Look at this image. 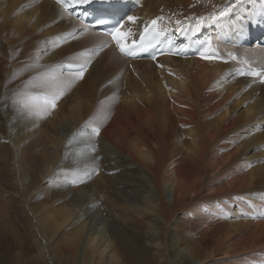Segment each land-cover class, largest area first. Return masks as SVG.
<instances>
[{
	"label": "bare ground",
	"instance_id": "bare-ground-1",
	"mask_svg": "<svg viewBox=\"0 0 264 264\" xmlns=\"http://www.w3.org/2000/svg\"><path fill=\"white\" fill-rule=\"evenodd\" d=\"M60 1L64 0H0V54L4 52L3 61L7 62L4 69L0 61V74L5 71L0 81V113L6 129L4 137L10 142L0 143V178L9 177L11 183L4 186L16 192L25 210L29 201L39 214L38 220L29 219L30 232L40 246L37 256L29 261L156 264L155 260L162 257L168 264H211L225 258H233L230 264H264L260 256L261 251L264 256V166L239 172L243 166L238 161L240 154L264 141V83L237 74L239 66L251 70V64L264 70V49H240L215 41L218 54L226 60L187 58L176 48L175 57H164L156 63L133 62L131 70V62L113 47L89 57L108 40L95 31H83L70 10L60 7ZM122 1L129 10L124 21L130 36L153 20L174 30L207 26L221 29L244 18L250 8L264 5V0H242L221 17L219 12L234 5L235 0ZM236 51L240 65L231 58ZM69 64L72 69L88 65L82 82L67 74ZM59 66L61 70L55 69ZM48 67L54 71H48ZM40 80L41 91L31 94L27 86ZM58 92L62 96L56 99L55 107L47 106L53 113L52 122L36 95L44 100ZM16 96L20 104L16 103L19 111L14 113L10 102ZM28 102L35 105L30 112V107H25ZM33 120L37 125L45 121L54 128V135L47 137L50 144L43 138L45 133L25 135L32 130ZM9 124L12 126L7 128ZM63 124L68 129L58 126ZM8 129L15 133L13 138L8 136ZM95 129H99L98 136ZM66 141L70 146L62 157ZM94 148L95 154L90 152ZM10 154L12 163L7 156ZM99 156H104L101 161L97 160ZM127 158L149 170L150 179L140 172L135 177L132 172L118 178L107 175V179H117L122 185L153 182L156 192L151 189L147 196L122 194L123 199H139L125 205V214H132L130 223L141 225L151 213L164 220L163 240L156 231L146 240L155 241L153 256L151 245L141 243L145 235H129L115 218L110 233L99 211H95L96 198L90 187L95 182L84 185L86 181L82 180L96 166L126 169L120 175L129 173L132 167ZM60 159L63 165L59 166ZM10 164L12 168L5 174V165ZM46 181L49 185L43 187L41 183ZM51 183L57 187L53 189ZM165 185L173 189V206L165 201ZM0 199L6 202L7 198L0 194ZM187 199L178 210L184 217L193 213L192 221H203L211 229L201 233L196 244H188L192 258L178 243H168L170 226L176 224L177 211L172 208ZM53 201L55 214L47 211ZM134 206L139 208L138 215ZM11 216L4 209L0 214L2 247L14 246L7 234L13 231L7 223L13 220ZM190 221L184 218L180 223ZM58 232L60 242L45 241L50 242ZM10 236L17 244L14 234ZM22 239L17 241L24 242ZM222 251L227 257L217 258ZM174 256L179 260L170 258Z\"/></svg>",
	"mask_w": 264,
	"mask_h": 264
},
{
	"label": "rangeland",
	"instance_id": "rangeland-1",
	"mask_svg": "<svg viewBox=\"0 0 264 264\" xmlns=\"http://www.w3.org/2000/svg\"><path fill=\"white\" fill-rule=\"evenodd\" d=\"M3 53L4 52H2L0 54V61L3 62L2 67L5 69L6 68L5 66H7V65H4V64L5 63L7 64V62H4L5 60L2 56ZM72 59H74V58L72 57V58H69L68 60H72ZM82 66L86 67L88 65H82ZM61 67L59 66V67H56L55 69L61 70ZM48 71H54V68L48 67ZM4 73H5V71L2 70V72L0 74V81L3 80ZM70 80H72V79H70ZM27 88L30 89L31 94H34L36 92L41 91V89H42L41 80L37 81V82H33L31 85H28ZM59 88L62 89L61 87H59ZM1 92H2V90H0V93ZM26 96H28V93ZM26 96H25V98H27ZM61 96H62V94H61ZM36 97L39 99V101L44 103V100H42L39 95H36ZM17 98L18 97L16 96V99L12 103L9 101L11 106L14 105L13 108H10L13 110V112L19 111V110H17L18 108H17L16 103L20 104V101ZM64 99H66V96L61 99V102H63ZM27 105H28V107H30L29 112L31 111V109H33L35 107V105L32 104L31 102H28ZM15 106H16V109H15ZM42 107H44V106H42ZM44 108H45L47 114L49 115L47 119L49 121H52L54 118L53 113H51L52 110H50L47 107H44ZM56 111H57V109H56ZM5 112H6V116L8 117L7 111H4V114H5ZM33 115H35V113H33ZM3 120H4V118H3L2 114L0 113V143L1 142L10 143L8 141L9 137L7 139L4 137V134L6 133V129H4V126L2 125ZM16 121L18 123L17 119H16ZM9 126H12V125L9 124L7 128H9ZM32 126H33L32 130L30 132L25 131V135L27 136L28 134H31L32 136H35L38 134L42 135V133H45V135H43L44 136L43 138L45 139V142H47V144H50V140H48L47 137H50V136L52 137L54 135V128L49 127V125L45 121H42V124L37 125L33 120ZM58 126H61L63 129H68L67 126L64 124L58 125ZM86 130L88 133H92V132H90L91 131L90 129H87V127H86ZM11 132H12V129L10 131L8 129V136L11 134ZM14 136H15V133L11 134L10 138H13ZM96 136H98V135H96ZM96 141H100V140H94V142H96ZM263 145H264V141H262L258 145H254V148H252L249 152L242 153L239 155L240 158L238 159V161L243 166V169L239 172L248 173L253 169L264 166V147H263ZM69 146H70V144L67 143V141L63 144V146H62V157H64V152L66 153V151H68L67 148ZM3 147L5 148V146H3ZM114 150H116V149H114ZM0 151H1V147H0ZM95 151H96V148H94V151L92 149H90V152H92V153H94ZM17 153H19V151H17ZM118 153L121 155V157L126 159L124 153L122 154L119 151H118ZM7 156L9 158L10 163H12L11 158L13 155L10 154ZM102 157H104V156H99V158L97 160L101 161ZM127 159H128L127 162L131 163L130 166L132 167L129 170V173H124V174L120 175V173H122L123 171H126V169L122 168L119 170H110V168L107 167L106 165H103L101 167L96 166L92 170H89V172L85 173V174H87V176L82 178V180L84 182L86 181V183H84V185L88 184L87 182H89L90 180H92L90 182H95L94 184L91 183V185L88 184V185H90L91 190L93 191V195L96 198L95 211H99L98 213L100 214V217L102 218V220L106 224V227L110 230V233L113 234L111 222L116 219L122 225V228H124V230L129 235H132L133 237L142 236V234H143V236L145 235V238L142 240L141 243L145 246L151 245L150 248H152L153 251H152V254L150 256H153L155 253V249H156L155 244H154L155 241L152 242V241H146V240H147V237L153 233V231H156L155 235H157L158 237L162 236V240H163V234L161 231L165 227L164 220L161 219L159 216L151 213V214H149L150 216H147V218L144 219V221H143V223H141V225H139L138 222L130 223L129 219L132 217V214L130 212L128 214H125V211H126L125 205L129 201L138 202L139 199H123V197H122V194H124L125 196H129V197L139 195V194H142L143 196H147L148 193L151 192L150 191L151 189L154 192H156V190L153 186V182L149 181L150 185H146V182H140L139 184H134L131 182V183H128L126 185H122V184L117 183V179H107L109 176H110V178H118L119 176H123L125 174H130V172H132V175H131L132 177L137 176L136 173L140 172L142 176H144V177L146 176L145 178L150 179L151 174L149 175V173H150L149 170H146V169L143 170V168L139 167V165L136 164L134 161L130 160L129 158H127ZM62 162H63V159H60L58 162V165L60 166L62 164ZM2 167H4V165H2ZM8 168L9 169L12 168L11 164L9 165V167H7V165H5V169H4L5 174L8 172ZM0 170H1V167H0ZM239 172H237V173H239ZM0 175H1V171H0ZM105 175H106V177H105ZM107 175H108V177H107ZM131 176H130V180L132 181L133 178ZM5 182L11 183V180L9 179V177L6 176L5 180H2L0 178V190H1L0 194L4 195V197L7 198V199H5L6 202H2L1 201L2 199H0V214L2 213V211L4 209V212L5 211L8 212L10 215H12L11 217L15 218V219L13 218L12 221L7 222L8 223V229L13 230V231H8V233H7L8 238H9V241H11L12 244L15 246V248H14V246H13V248L9 247V246L2 247L1 240H0V264H36L35 262H30L29 259L35 258L37 256L38 252L40 251V248H39L40 246L36 242L34 235L30 232L32 229L29 226V224H30L29 219L30 218L33 219V217H36L38 220L39 214H36L34 211V208H35L34 203L29 204V201H28V204L26 205V207H28V210H25V205H23L21 199H19V196L16 194L15 191H13L12 188L5 187L3 184ZM41 184L43 187L49 185V183H47V181L42 182ZM51 185H52L53 189H55L57 187V184L51 183ZM68 185H69V188L72 189V187H73L72 184L68 183ZM88 185H86V186H88ZM116 187L119 189H117ZM85 191H88V190H85ZM165 198H166L165 199L166 203L169 204L170 206H173L175 204L176 199H174L173 189L170 185H165ZM58 200H60V199H58ZM188 201H189L188 199L186 201L181 200L174 208H172V211H174V212L177 211V213L175 215L176 224H171V226H170V233L168 235V243H178L179 246H181L182 249L185 251L187 257L192 258L191 252L189 251V248H188V244H196V241H198L199 235L201 233H203L205 230H211V229L203 221L198 222L197 224H196V221H192L193 220L192 219L193 213L188 214V215L186 214V216L184 217L183 214L181 213V211L178 210L182 204H184ZM54 204H55V201L50 202L47 205L48 207L46 206L47 211L52 213V214H55L54 210H56V209H53V210L51 209V206H53ZM133 208H135V211H136L135 214L138 215L137 212H139V208L138 207L136 208L135 206ZM29 210L32 212H29ZM112 218H113V220H112ZM135 218H137V217H135ZM184 218H186L187 220H191V221L189 223H180ZM20 226L23 227L22 231L20 230ZM34 228H35V226H34ZM19 233L23 237L22 240L24 242H22V241L21 242L25 245L23 247L24 249L21 247V242L17 241V239L19 240L21 237L19 235ZM179 233H182L183 235H185L186 238L181 239ZM10 234L11 235L14 234L16 242L18 245L13 242L14 238H13V236H10ZM59 238L60 237H59V232H58V233H56L55 237L53 239H51L50 242H48V240H45V241L49 244L50 243H57V242H60ZM207 238L209 239V236H207ZM25 240H26V242H25ZM197 243L199 245L201 244V242H197ZM215 247H216V245H215ZM210 248H212V247H210ZM262 252L263 251H261V253ZM261 253H260V256H262L264 258V256ZM224 254H225L224 251H222L221 253H219L217 258L218 257L219 258L227 257ZM16 257H19V260L15 259ZM170 258L172 260H175V261L179 260L176 258V256L170 257ZM159 259H160V261L158 262ZM232 259L233 258H230V259L225 258L223 260L214 261L211 264H230ZM242 259H243V257H242ZM23 260H27V262H22ZM158 260H155V263L157 262L156 264H159V263L160 264H168V263H166V260H167L166 258L162 259V257H161V258H158ZM54 264H56V261H54ZM177 264H181V263L178 262Z\"/></svg>",
	"mask_w": 264,
	"mask_h": 264
},
{
	"label": "snow or ice",
	"instance_id": "snow-or-ice-1",
	"mask_svg": "<svg viewBox=\"0 0 264 264\" xmlns=\"http://www.w3.org/2000/svg\"><path fill=\"white\" fill-rule=\"evenodd\" d=\"M75 3H87V0H74ZM242 2V0H235V4L229 7H225L221 12H219V16L223 17V16H227L229 12L232 11V8L235 7L236 4H240ZM203 19V18H201ZM130 21H134L135 17H129ZM101 23H103V21H101ZM199 23V21H198ZM151 24L153 26H155L157 24L156 20L151 21ZM123 26L120 25L118 27H116L115 29H113V31L111 33H109V35L112 36V39L115 41L117 47L119 48V50L122 53H127L128 55H133L134 52L129 50V46L127 44L124 43V41L127 39V37L130 35V33H124L121 31V28ZM149 32V29L146 27L145 28V34H147ZM160 33L155 32L154 35H159ZM145 38V36H141L140 40L143 41ZM135 45V41H133V46ZM209 46H210V42H209ZM231 55V54H229ZM202 58H208L210 59V57H202ZM232 59H236L235 56H232ZM66 67L68 69H72L74 66L69 64L66 65ZM84 74V68H81L79 71H77L75 73V75H77L78 77L82 78ZM247 74L252 75V76H256V77H260L262 75H264V72L261 71H255V70H250ZM62 93L58 92L54 95H52L51 97L49 96H45L44 97V106H51V107H55V101L56 99H58L59 95H61ZM33 99H36V97H33ZM25 107H28V105L26 104ZM37 115L40 114L39 111L36 112ZM95 132L97 135H99V129H95Z\"/></svg>",
	"mask_w": 264,
	"mask_h": 264
}]
</instances>
